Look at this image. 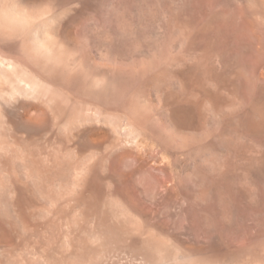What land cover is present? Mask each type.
<instances>
[{"label": "rangeland", "instance_id": "obj_1", "mask_svg": "<svg viewBox=\"0 0 264 264\" xmlns=\"http://www.w3.org/2000/svg\"><path fill=\"white\" fill-rule=\"evenodd\" d=\"M263 73L264 0H0V264H264Z\"/></svg>", "mask_w": 264, "mask_h": 264}, {"label": "bare ground", "instance_id": "obj_2", "mask_svg": "<svg viewBox=\"0 0 264 264\" xmlns=\"http://www.w3.org/2000/svg\"><path fill=\"white\" fill-rule=\"evenodd\" d=\"M258 81H256V82L253 81V82H254V89H255V93H256V97H257V104H258V105H255V107L257 109L256 113L258 114V112H259L260 115L254 116V119L253 120H250V123H249V126H248L249 127V130L252 133H255V134L256 133H260V132H262V133L264 132V85L259 84ZM253 115H255V114L253 113ZM262 158H264V157H262Z\"/></svg>", "mask_w": 264, "mask_h": 264}]
</instances>
